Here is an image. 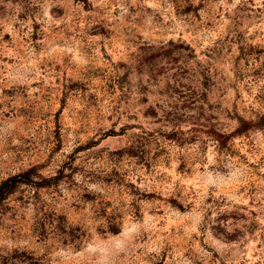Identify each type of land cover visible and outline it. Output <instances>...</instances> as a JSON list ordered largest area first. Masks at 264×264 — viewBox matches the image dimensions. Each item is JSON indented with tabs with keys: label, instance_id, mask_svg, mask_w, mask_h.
Wrapping results in <instances>:
<instances>
[{
	"label": "rangeland",
	"instance_id": "1",
	"mask_svg": "<svg viewBox=\"0 0 264 264\" xmlns=\"http://www.w3.org/2000/svg\"><path fill=\"white\" fill-rule=\"evenodd\" d=\"M0 264H264V0H0Z\"/></svg>",
	"mask_w": 264,
	"mask_h": 264
},
{
	"label": "trees",
	"instance_id": "2",
	"mask_svg": "<svg viewBox=\"0 0 264 264\" xmlns=\"http://www.w3.org/2000/svg\"><path fill=\"white\" fill-rule=\"evenodd\" d=\"M19 181L20 180H17L14 177L3 181L0 184V199H2L6 194H8L16 186V183H18Z\"/></svg>",
	"mask_w": 264,
	"mask_h": 264
}]
</instances>
